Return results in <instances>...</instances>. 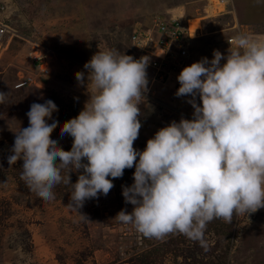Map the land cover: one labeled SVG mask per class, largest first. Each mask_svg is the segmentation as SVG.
Segmentation results:
<instances>
[{
  "label": "rangeland",
  "instance_id": "rangeland-1",
  "mask_svg": "<svg viewBox=\"0 0 264 264\" xmlns=\"http://www.w3.org/2000/svg\"><path fill=\"white\" fill-rule=\"evenodd\" d=\"M234 3L245 21L255 22L254 11L264 14V0ZM207 5L208 0H0V18L16 31L0 54V91L9 92L7 103L0 105V264H264V208L249 216L234 215L232 223L214 219L206 225L203 242L180 233L148 238L114 219L122 209L133 210L125 203L122 186L134 183V167L113 180L107 196L85 202L80 211L89 219H83L67 207L71 184L58 185L55 199L44 201L21 180L23 161L8 164L13 131L29 126L27 112L34 102L50 99L58 106L53 119L59 124L52 137L71 150L73 138L61 137L60 127L78 116L89 99L85 63L99 50L132 56L136 47L130 34L135 24H152L167 15L181 17L193 36L189 66L204 57L211 60L214 50L226 57L228 39L236 35L234 7H226L227 16L206 19ZM241 19L244 34L260 40L264 20L255 26ZM155 38H161L160 32ZM34 47L48 53L50 74L36 71ZM77 72L85 73V86L77 81ZM29 75L39 86L17 89L16 84ZM161 86L147 98L148 106L140 105L142 128L134 142L140 151L160 128L193 116L190 97H177L175 84ZM89 92H94L91 86ZM77 179L72 172L71 182Z\"/></svg>",
  "mask_w": 264,
  "mask_h": 264
},
{
  "label": "clouds",
  "instance_id": "clouds-1",
  "mask_svg": "<svg viewBox=\"0 0 264 264\" xmlns=\"http://www.w3.org/2000/svg\"><path fill=\"white\" fill-rule=\"evenodd\" d=\"M229 43L226 57L214 50L211 60L183 68L175 95L190 97L193 116L160 128L143 151L134 142L140 105L148 106L149 58L99 50L84 65L89 99L60 127L61 137L73 138L71 150L52 137L58 106L34 102L29 126L13 131L9 166L23 161L21 180L44 201L55 199L58 185L71 184L67 207L83 219H89L80 211L85 202L107 196L113 180L134 167V183L122 186L133 210L114 219L148 238L180 233L203 242L214 219L232 223L234 215L257 212L264 208V41L240 33ZM76 79L85 86L84 72ZM8 95L0 91V105Z\"/></svg>",
  "mask_w": 264,
  "mask_h": 264
},
{
  "label": "built area",
  "instance_id": "built-area-1",
  "mask_svg": "<svg viewBox=\"0 0 264 264\" xmlns=\"http://www.w3.org/2000/svg\"><path fill=\"white\" fill-rule=\"evenodd\" d=\"M233 3L234 0H208L205 17L225 12L226 7ZM1 9L4 10V6H1ZM184 23L181 17L167 15L154 19L152 24H135L132 28L130 38L132 46L136 47V50L132 51L131 55L137 60L142 57L149 58L147 67L149 91L146 93L148 99L153 98L158 85L175 84V87H180L177 77L183 68L190 64L189 48L193 38L189 28L190 24L184 26ZM233 28L237 33L228 40L234 43V38L244 32L238 22L234 24ZM156 31L161 34L159 40L155 38ZM15 33L16 31L4 19L0 18V54L7 48V42ZM260 40L264 41V35ZM31 56L39 74H50V65L47 62L48 53L43 52L40 47H34ZM34 79L35 77L29 75L20 80L16 84V88L31 84Z\"/></svg>",
  "mask_w": 264,
  "mask_h": 264
},
{
  "label": "crops",
  "instance_id": "crops-1",
  "mask_svg": "<svg viewBox=\"0 0 264 264\" xmlns=\"http://www.w3.org/2000/svg\"><path fill=\"white\" fill-rule=\"evenodd\" d=\"M233 7H234V13H233V20H234V23L235 22H238L239 24H241L240 23V17L241 18H243V19H241V20H244V16H241L240 15V13H239V11H238V9H237V7H236V5H235V3H233V5H232ZM254 5H252L251 7H253ZM255 10H257V7H256V9ZM254 13L255 14H253V16H254V20H255V22H252L251 20H244V21H242V23L243 24H252V25H257L258 26V24L260 23V24H262L263 22H262V20H264V14L263 13H261L260 11H258V12H255L254 11ZM257 17H259V18H257ZM257 20H261V21H257ZM242 25V24H241ZM242 27V26H241ZM242 29H243V27H242ZM263 29V28H262ZM234 33H237V31H236V29H234ZM261 35H264V33L263 34H261ZM168 85V84H167ZM158 87H162L161 85H158L157 87H156V89L158 88Z\"/></svg>",
  "mask_w": 264,
  "mask_h": 264
},
{
  "label": "trees",
  "instance_id": "trees-1",
  "mask_svg": "<svg viewBox=\"0 0 264 264\" xmlns=\"http://www.w3.org/2000/svg\"><path fill=\"white\" fill-rule=\"evenodd\" d=\"M226 12V11H225ZM205 13V12H204ZM224 17V16H227L226 15V13H224V12H221V13H218V14H216V15H213V16H208V17H206V19L207 18H210V17ZM36 78V77H35ZM22 80V79H21ZM34 84H36L37 85V82H33V83H31V84H28V85H25V86H22V87H17V89H21V88H25V87H29V86H32V85H34ZM37 86H39V84L37 85Z\"/></svg>",
  "mask_w": 264,
  "mask_h": 264
}]
</instances>
